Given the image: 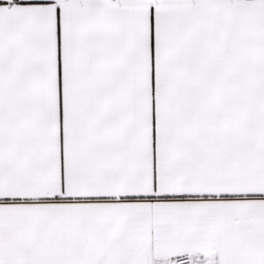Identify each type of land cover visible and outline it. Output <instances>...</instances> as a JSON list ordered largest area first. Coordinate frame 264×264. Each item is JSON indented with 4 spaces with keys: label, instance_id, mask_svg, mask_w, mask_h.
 Returning a JSON list of instances; mask_svg holds the SVG:
<instances>
[{
    "label": "snow or ice",
    "instance_id": "snow-or-ice-1",
    "mask_svg": "<svg viewBox=\"0 0 264 264\" xmlns=\"http://www.w3.org/2000/svg\"><path fill=\"white\" fill-rule=\"evenodd\" d=\"M0 264H264V0H0Z\"/></svg>",
    "mask_w": 264,
    "mask_h": 264
}]
</instances>
